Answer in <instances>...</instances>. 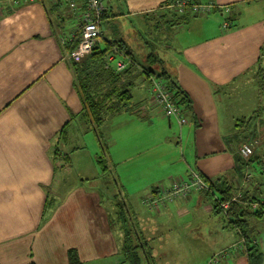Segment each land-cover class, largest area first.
I'll use <instances>...</instances> for the list:
<instances>
[{
	"label": "crops",
	"instance_id": "crops-1",
	"mask_svg": "<svg viewBox=\"0 0 264 264\" xmlns=\"http://www.w3.org/2000/svg\"><path fill=\"white\" fill-rule=\"evenodd\" d=\"M167 1L127 0L126 4L130 14L137 17L149 13L159 15L161 21L153 25H156L155 30L159 34L165 25L167 39H173L175 46L168 43L166 48L170 55L165 58L157 50L154 52L163 61V68L191 100V110L183 108L187 124L179 125L150 102L146 93L144 106L162 115L161 120H166L172 130L179 128L180 142L184 139L186 142V150L182 148L181 157L171 159L170 163L179 165L180 168L175 170L187 175L175 177V174H170L173 172H169L162 180L166 182L169 178V183L173 179L172 184L178 179H185L195 165V171L206 178L221 179L223 184L226 179L231 185L235 184L237 192L234 193L237 194L244 175L240 176L236 169L240 143L236 146L237 155L233 151L236 121L255 111L259 113L260 124L264 120V0H195L214 2L222 7L200 16L164 11L161 7ZM106 7L112 17L122 12V9L114 12L115 8L111 11L107 4ZM1 8L0 263L69 264L67 251L75 248L80 259L87 264H128L118 253L120 234L111 229L108 205L100 203L99 189L104 187L97 185L96 181L101 178L90 181L91 178L83 172L69 174L71 154L65 152L62 143L57 145L56 136L71 121V112L77 113L82 109L79 92L73 86L72 64L63 58L66 51L64 40L71 39L73 33L71 31L68 36L64 35L65 19H60L58 14L62 11L56 14L57 28L54 26L55 20L39 1L15 8L1 4ZM225 21L230 23L227 28L223 27ZM128 47L135 56V48L130 44ZM153 49L151 46V51ZM118 57L123 60L122 56ZM135 60L140 67H144L138 63L136 56ZM146 60L149 61L148 58ZM145 68L151 71L156 67ZM150 74L147 76L150 80L157 77L152 71ZM75 122H72L74 127ZM80 123H76V127ZM73 130H70L71 133ZM108 136H111V143L116 142L110 132ZM70 137L71 134L68 141L63 143L69 142ZM154 145H158V142ZM56 147L60 150L59 154L55 151ZM76 149L75 154L78 152ZM64 154L70 155V164L63 168L62 165L68 160L63 157ZM258 157L260 155L255 153L252 156ZM183 162L186 167L182 165ZM254 162L241 168L252 175L251 180L245 183L244 190H253L264 181L263 158ZM171 171H174L173 168ZM159 180L150 181L144 186L143 189L148 187V191L139 199L145 195L154 196L156 186L162 190L171 185L159 184ZM262 191L264 194V187ZM139 199L129 200L128 210L132 213L131 219L136 229L151 242L155 259V244L161 242L164 233L159 234L158 231L165 228L159 224L161 217H186L191 214L192 208L201 209L207 200L195 191L184 200L180 198L153 214L139 203ZM49 200L55 202V210L47 220L41 221ZM208 204V213L215 214L209 200ZM261 220L263 226L259 228L261 232L256 241L264 256V217ZM179 225L182 227L181 234L173 238L169 255L176 258L177 251H186L183 245L189 239L192 247L202 253L199 245L202 244L199 242L201 239L197 236L194 243L193 235L186 231L188 228L184 224ZM220 225L223 229L227 228L225 219ZM222 232L217 230L216 233L221 235ZM238 242L235 239L217 250L207 251L206 255L202 253L205 261L218 250ZM159 257L156 264H161L163 257ZM170 263L169 260L164 261V264ZM223 264L249 262L240 249Z\"/></svg>",
	"mask_w": 264,
	"mask_h": 264
},
{
	"label": "rangeland",
	"instance_id": "rangeland-1",
	"mask_svg": "<svg viewBox=\"0 0 264 264\" xmlns=\"http://www.w3.org/2000/svg\"><path fill=\"white\" fill-rule=\"evenodd\" d=\"M104 2L107 5L112 6L117 4L120 7L115 8V11H113L118 12L122 9V12L120 15H116L113 17L110 14H107L102 19L104 25V37L101 40V48H105V39H124L125 41H127L128 44H130V46L135 48L136 51L134 52V54L140 65L144 67H156L153 70L159 72L161 70L159 69L160 65L153 63L150 60H146L149 53L151 52V46L155 48L152 51L157 50V53H159V55H161L163 58L170 55L168 49L166 48L168 43H170V45L172 46H175V42L173 39H167L168 30L165 25H163V30L160 31L159 34L157 30H155L156 25H153L156 22L161 21L159 15L155 13L142 14L141 17L132 15L130 14L128 5H126L127 0H104ZM61 14L65 19V21L63 22L66 27L64 35L68 36L71 31L74 35H76L79 31V27L77 26L79 22H76V20L73 18L72 13L68 10L67 6ZM51 16L53 20H55L54 26L57 27L56 13H51ZM172 54L174 55L173 51ZM135 68L137 69V71H135V74H137V76L135 78V83L133 87L134 103L135 105L136 103H140L142 104V106H144L146 100V93L148 95V99L150 100L149 92L151 88V80L149 79V77L140 72L139 65H136ZM262 103L264 109V102ZM190 110L191 108H187V111ZM143 113L144 112H142V114L137 115L131 113L114 112L113 110H110L106 114L105 121L97 130L92 124L78 126L74 130V132L71 133L69 142L61 144L64 146L63 149L65 150V152L70 153L72 158V162L68 168V173L71 175H76V173L87 174L88 177L91 178L90 181H94L97 178H101V180L96 181V184L101 186L102 188H106H103V191L104 194L107 193V196H111L112 194H118V198L113 199L114 203L117 204L121 203L122 200H125L126 204H128V201H131L132 199L138 201L139 197L148 191V187H146L145 189L143 188L144 186L150 184V181L160 179L157 183L163 185L167 184L169 178L166 182H164L165 179H162L166 177L169 172H173L170 174H175V177L181 175L180 170H175V168H180L179 165L170 163L171 159L175 160L176 158L181 157L180 152L182 151V148L186 150L185 139L182 143L179 139V128L173 130L169 128L168 124H166V120H161L162 115L159 116L153 109H149V112L147 110L146 115H143ZM77 123L80 122L77 121ZM250 130L254 135L257 133V137L248 139L246 142H241L240 144H253V155L254 153L260 155V157L263 158L264 162V120L261 122V124L253 122ZM109 132L113 137L116 138V142H110L111 136L109 138ZM233 134L237 135V129H235ZM232 139L234 143H236L233 147V151L235 155H237L236 146L238 144V140L236 138ZM157 142L158 145H154ZM175 147L176 154L174 155ZM74 148H77L76 150H78V154L76 153L77 156L75 157L74 155L76 154L74 152ZM109 155L112 157V159H110ZM98 158L104 161L103 166H106L108 168V172H106V174L103 173L102 168L98 163ZM254 164L257 163L254 162ZM182 165L186 167V164L184 162ZM193 167L194 170L190 169L189 172L195 171V169L197 168L195 167V165H193ZM172 168L174 171H171ZM236 169L240 176L245 175L246 172L251 173L250 171L241 169V167L238 165H236ZM184 172L186 173V171ZM186 175L187 173L181 176ZM172 180L173 179H171V181ZM171 181L168 184H171ZM115 182L117 185L114 184ZM108 184L109 187H107ZM120 186H122V188ZM151 186L153 185H150V187ZM232 186L234 188V192H237L235 184H233ZM143 197L146 198V195ZM141 198L139 199L140 204ZM184 199L182 198V200ZM109 203H111L110 200H105L104 202V204L106 205H108ZM53 204L54 207L52 211L47 217L45 216L46 220L51 216V214L55 210V202H53ZM208 207V200H205L201 209L195 210L194 208H192L191 214L186 217L184 216L183 218L173 217V219H171L168 216L161 217L157 215L159 218L161 217L159 224H163L165 228H159L158 231L159 234H161V232L164 233H162L163 235L161 242L155 244L157 246L156 261L158 260V258H160L159 256H162L163 263L161 261V264H164L165 260L171 261L170 264H206L207 261H205L206 259L204 258L202 253L206 255L207 251L213 250L215 248L217 250L221 248L220 246H224L235 239L242 240L244 244V239L242 234L240 233V230H238L237 228L229 227L225 229L221 228L220 223L223 221L224 216L222 214L217 215L208 213ZM127 208L129 209L128 206ZM145 209L150 213L157 214L159 213L158 211L162 208L158 207L155 209ZM42 214H44V211L42 212ZM109 217H111V219H116L117 215L114 211L110 215L108 214V219L110 223L111 220ZM43 219L44 218L42 215L41 221ZM185 219L188 220L183 222V220ZM251 222L253 225L252 227L255 230H259V228L263 226V220L261 219H252ZM179 224H184L185 228H188L186 231L193 235L194 243L197 242L195 240L198 237L201 239L199 240V242H201L202 244L199 245L201 246L202 253L197 250L198 248L192 247V241L189 239L187 241V244L183 245L184 247H186V251H183L182 253L177 251L176 258L173 255H169V250L173 248V238L176 234H181L182 227H180ZM114 227H116L115 223L111 225L112 231L115 230ZM166 229L170 230L167 231ZM217 230L223 231L222 234L218 235L216 233ZM118 233L121 236V232L118 231ZM239 245V242L234 245H230L231 247L236 246V249H232L228 257L230 255H233L236 250L240 251L241 248ZM188 249H190V251H188ZM118 253L121 255L120 249ZM211 256L212 255H210L209 257ZM205 257L207 258L208 256ZM227 259H224L222 262H220V264H223ZM143 264H145L144 261Z\"/></svg>",
	"mask_w": 264,
	"mask_h": 264
},
{
	"label": "trees",
	"instance_id": "trees-1",
	"mask_svg": "<svg viewBox=\"0 0 264 264\" xmlns=\"http://www.w3.org/2000/svg\"><path fill=\"white\" fill-rule=\"evenodd\" d=\"M101 1L106 7V3L104 2V0ZM39 2H41L43 6H45L48 14H57L58 12L65 9L64 4L67 6V1L65 2L63 0H40ZM78 2L79 6L82 8L81 11H83V8H85L89 0H79ZM19 3L23 5L25 3H30V0H20ZM1 4H4V2H0V15L2 13ZM18 6H14L11 8H15ZM117 7L119 6L117 5ZM117 7H115V5H110L111 11L112 8ZM58 14H60V19L64 18L61 13ZM103 14L104 15L102 19L108 14L107 7L105 9V13ZM120 14L121 13H116L113 16ZM190 14L194 16H200L198 14ZM101 27L104 35L103 20H101ZM79 41V36H71V39H69L68 41L64 40L63 44H65L66 50H73L78 46ZM100 44L101 42L95 46L93 53L89 55L82 63L71 65V71L73 72L74 77L73 86L79 92L82 109L77 113L71 112V121L56 136L57 145H60L64 141H68V136L69 134H71L70 130H75L77 128V121L83 123L82 126H85V124H92L97 130L105 121L106 114L110 110H113L114 112L131 113L137 115L142 114V112H144L143 115H146L147 110L149 112V109L147 107L145 108L140 103H136L135 105L133 101L134 96L131 92L132 88L134 87L135 78L137 76V74H135V71H137L135 67L138 64L135 60V56L129 51V47L126 41L119 38H115L113 40L105 39V48H101ZM110 56H113L114 61L111 63V66L107 68L106 65L107 63H109L108 58ZM118 56H122L123 61L127 64L125 69H123L122 71H118L113 66L115 60L119 59ZM147 58L151 62L160 65L159 69L161 70L159 72H156V70H151L157 75V77L153 78H160L165 83L168 91L178 101V104L184 109H190V98L188 97V95H186L180 84L163 68V61L158 57L156 52L151 51ZM139 70L146 76L151 75V71L148 68H140L139 66ZM153 78H151V82ZM262 90L264 92V76L262 77ZM74 121H76L75 127L72 124V122ZM253 122L260 124L259 113L256 114V111L251 115L236 121L237 135H233V138H236L238 140V143L246 142L248 139L257 137V133L254 135L250 130ZM74 130L72 132H74ZM55 149V151L59 154L60 150L57 147ZM63 157L65 159H68L67 162L62 165V167L64 168L68 164H70V155L64 154ZM259 159L260 157L252 158L251 156L248 160H245L240 155L237 160V164L241 168H243L244 166L248 167L252 165L255 160ZM57 161H59V158L57 159ZM103 162L104 161L98 158V163L101 166L103 173L106 174V172H108V168L106 166H103ZM58 164H60V162H58ZM260 174H262V171ZM202 177L207 185V188L197 190V192L202 194L205 199L211 202L212 210L215 214H222L224 216V219L227 223L226 227L237 228L238 230H240V233L242 234L244 239V244L241 249L243 250V254L247 258L249 264H262L264 256L259 247V244L256 241L261 231H257L252 227L253 225L251 224V220L262 219L264 217V194L262 191V188L264 187V181L263 183L258 184L253 190L245 189L236 200L232 201V198L236 194L234 193L233 186L228 183L226 179V182H224L223 184V182H221V179L213 180L204 176ZM107 187H109V184ZM120 187L122 188V186ZM102 190L99 189L100 203L104 204L105 200H110L111 203L108 204V210L111 213H113L114 211L117 215L116 219H111L110 217V222L111 225L115 223L116 227H114V229L121 232L122 236H119L121 240L120 253L124 257V261L128 264H143V261L145 262V264H156V259L152 253L151 242L149 240H146L143 235L136 229V225L131 219V214L127 208L128 205L126 204L125 200L121 199L122 202L119 204L114 203L113 199L118 198V194L107 196V193L104 194V191ZM160 191V187L156 186V188L154 189V196H149L146 198L142 197L141 205L145 208H148L146 201L158 196ZM53 202V200H49L48 203H46L43 220H45L52 211L54 207ZM226 202H230V206L228 209H224L222 207V204ZM168 204L170 203L166 202L160 207L163 208ZM104 205L107 206L106 204ZM239 243H243V241L239 240ZM230 247L231 246H228L218 250L208 259L216 257V255L229 249ZM67 253L69 264H87L85 261H82L80 259L79 254L75 248H70ZM29 264L35 263L31 262Z\"/></svg>",
	"mask_w": 264,
	"mask_h": 264
},
{
	"label": "built area",
	"instance_id": "built-area-1",
	"mask_svg": "<svg viewBox=\"0 0 264 264\" xmlns=\"http://www.w3.org/2000/svg\"><path fill=\"white\" fill-rule=\"evenodd\" d=\"M40 0H30V2H38ZM67 1L66 4L71 11L72 15L79 20V31L73 37H80L79 44L73 50L64 51V59L71 64L82 63L89 55L93 53L96 45H98L103 39V31L101 27L102 16L105 13V5L101 0H89L88 4L81 11L79 6V0H63ZM4 4H8L10 7L21 5L20 0H0ZM218 4L214 2H196L194 0H170L164 6L162 10H170L183 15L185 13H193L198 15H207L215 9H220ZM230 25L228 21L223 23V27L227 28ZM106 67H110L114 61L113 56L108 58ZM111 61V62H110ZM113 66L118 70L122 71L125 69L127 64L122 59H116ZM150 100L154 103L164 115L168 118H174L179 125H185L187 118L184 114L183 107L178 104V101L168 91L165 83L160 78H153L150 88ZM254 145L244 143L240 146L239 152L243 158L248 160L253 155ZM251 173L246 172L244 175L243 183L238 193L232 198V201L236 200L241 193L245 183L251 180ZM207 188V185L203 177L196 171H191L190 175L185 179H178L164 189H162L158 196L151 200H147L146 204L149 209H155L160 207L166 202L172 203L180 198H185L193 191ZM230 202L222 204L224 209H228ZM240 248L243 247V243H240ZM235 250L236 246L227 249L216 257H212L207 260L206 264H220L224 259H227L231 250Z\"/></svg>",
	"mask_w": 264,
	"mask_h": 264
},
{
	"label": "clouds",
	"instance_id": "clouds-1",
	"mask_svg": "<svg viewBox=\"0 0 264 264\" xmlns=\"http://www.w3.org/2000/svg\"><path fill=\"white\" fill-rule=\"evenodd\" d=\"M73 36V35H72Z\"/></svg>",
	"mask_w": 264,
	"mask_h": 264
}]
</instances>
